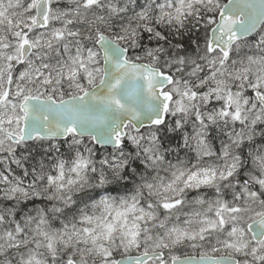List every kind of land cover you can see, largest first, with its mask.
<instances>
[{
	"label": "snow or ice",
	"instance_id": "snow-or-ice-1",
	"mask_svg": "<svg viewBox=\"0 0 264 264\" xmlns=\"http://www.w3.org/2000/svg\"><path fill=\"white\" fill-rule=\"evenodd\" d=\"M0 264H264V0H0Z\"/></svg>",
	"mask_w": 264,
	"mask_h": 264
},
{
	"label": "trees",
	"instance_id": "trees-1",
	"mask_svg": "<svg viewBox=\"0 0 264 264\" xmlns=\"http://www.w3.org/2000/svg\"><path fill=\"white\" fill-rule=\"evenodd\" d=\"M225 2H226V0H225Z\"/></svg>",
	"mask_w": 264,
	"mask_h": 264
}]
</instances>
